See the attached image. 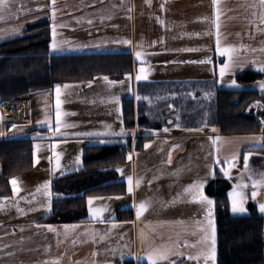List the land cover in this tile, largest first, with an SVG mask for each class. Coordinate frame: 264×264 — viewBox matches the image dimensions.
<instances>
[{
  "label": "crops",
  "instance_id": "1",
  "mask_svg": "<svg viewBox=\"0 0 264 264\" xmlns=\"http://www.w3.org/2000/svg\"><path fill=\"white\" fill-rule=\"evenodd\" d=\"M262 11L259 0H218L215 8L212 0H55L53 19L52 0H8L6 8L0 9V16L4 17L0 20V35L6 37L0 41L20 35L29 23L48 20L50 42L46 53H130L134 64L127 74L130 80L126 76L108 78L116 82L109 84L99 76L79 85L75 83L80 82L66 83L78 107L61 116L65 126L60 128V132L82 134L79 137L82 143L68 156L70 165L66 173L79 169L72 168H76L73 166L80 158V148L86 144L119 141L126 146L125 160L113 166L118 175L117 169L124 173L118 178L125 182V192L87 196V221L54 223L46 219L51 213V197L45 195L47 210H28L19 204L11 187L9 195L0 197V264H53L54 261L57 264H148L146 255L150 248L177 243V254L157 264H206L203 258L188 257L195 256L201 248L203 232L200 229L206 224L209 206L196 202L185 188L203 182L202 191L213 201L210 207L216 230L214 200L205 192L215 170L231 182L227 191L231 215L248 213L233 212L229 196L234 186L247 185L239 189L245 198L243 208L252 202L264 216L259 211V205L264 204V187L256 188L257 195L252 198L253 182L264 174L262 133L226 134L222 124L209 122L200 104L210 98L212 85L218 89L264 93L259 87L264 78L245 85L238 84L234 78L238 71L245 69L264 73L259 71L264 67ZM217 12L221 46L236 49L234 63L223 77L220 67L229 58L216 52ZM53 24L56 50L51 48ZM12 30L16 34L9 35ZM125 40L130 43H123ZM136 52L141 53L139 59ZM206 58L210 62L199 63ZM141 67L145 68L147 79L137 81L135 77ZM99 95L111 102L109 109V105L101 104ZM124 99L142 103V113L151 123L124 126ZM22 100L28 105L30 118L28 100L26 97ZM92 103L100 104L97 110ZM195 103L198 105L194 106ZM93 117L101 118L98 125L76 123ZM47 128L34 124L26 137L7 139L0 124V141L13 147L30 148L32 157L34 151L36 156L41 152L45 157L49 155L48 143L45 144L49 139L44 137L50 133ZM217 137L219 140L214 145ZM252 137L262 139L258 142ZM146 144L149 147L145 148ZM233 154L238 159L229 168L223 160ZM245 155H249L247 170ZM217 158L221 163L215 162ZM221 168L228 169L227 176ZM129 176L133 178L132 192L128 191ZM52 178L50 175L44 178V183L51 186ZM48 191L51 192L50 187ZM89 198H93L94 210H103L100 215L89 212ZM141 202H147L148 206L137 218L133 205ZM120 209H128L130 218L116 220ZM47 226L54 230L50 231Z\"/></svg>",
  "mask_w": 264,
  "mask_h": 264
},
{
  "label": "trees",
  "instance_id": "2",
  "mask_svg": "<svg viewBox=\"0 0 264 264\" xmlns=\"http://www.w3.org/2000/svg\"><path fill=\"white\" fill-rule=\"evenodd\" d=\"M49 42L48 20L29 23L19 36L0 41V101L25 99L31 91L62 82L89 81L99 76L121 79L133 69L130 53L51 55L46 53ZM234 78L245 85L263 79L264 73L245 69ZM210 87V98L200 102L209 122L222 124L226 134L261 132L264 139V93ZM142 106L133 99L122 101L124 126L151 123L144 117ZM127 150L119 141L84 145L82 167L52 178L51 213L46 219L54 223L87 221V196L122 195L125 182L113 166L123 163ZM32 162L30 148L0 147V197L10 194L9 180L26 172ZM230 187L231 182L219 170L205 186L206 194L214 200L216 264H264V216L252 202L247 203L246 215H231L227 198ZM130 216L128 209H120L115 219Z\"/></svg>",
  "mask_w": 264,
  "mask_h": 264
},
{
  "label": "rangeland",
  "instance_id": "3",
  "mask_svg": "<svg viewBox=\"0 0 264 264\" xmlns=\"http://www.w3.org/2000/svg\"><path fill=\"white\" fill-rule=\"evenodd\" d=\"M66 83H73V82L57 83L52 88L34 90L29 92L28 94L25 95V97L27 98L29 103L30 118H27L24 121L1 125L2 132L4 133V136L7 139H19L26 137V135L29 133L28 132L29 129L32 128V125L34 124L48 127L47 128L48 131H49V126L51 125L52 127V131H49L50 133L44 136L47 139H49L48 141L45 142V144L48 143L47 151H49V155L47 154V156L42 157L40 152L39 155L36 156L38 159L37 163L34 164L32 162L31 168H29L26 172H23L21 174L12 177L15 178L18 182L16 185L17 192L15 193L17 201L19 202V204H21L28 210L30 209L47 210L45 209L44 202H45V195L48 192V189H45L43 187L45 184L44 182L46 181L44 180V178L48 177L49 175L51 177L52 176L58 177L61 174L69 171L67 170L69 169L68 167L70 165V163L68 162L69 159L68 156L76 152V147H78V145L82 143L81 142L82 139H79V137L82 134H74V133L71 134L60 131L59 133L55 132L56 98H57L56 86L57 85L60 86L61 116H66L68 112H73L75 108L78 107L77 104L73 101L75 97L71 93H69L68 90L66 89L65 87ZM75 84L78 85L82 84V81L80 83H75ZM98 99L102 100L101 102L103 103L101 104L104 107L105 106L107 107L108 105H109L108 109L111 107L110 105L111 102L104 100L102 95H99ZM196 105H198V103L194 104V106ZM92 106H94L93 109L97 110L100 104L92 103ZM62 118H61L62 121L61 126H65V122ZM100 120L101 118L99 117H93L90 121L78 120L76 123H78V125H98L100 123L99 122ZM37 137L39 138V136ZM53 144L56 145L54 150L51 149L50 147ZM12 146L13 145L5 144L4 141L2 142L0 141V147H12ZM80 151L81 152H79L80 153L79 162H77V164L75 163V166L73 167L76 168H72V169H77L82 167V148H80ZM55 154H59V160H58L59 167H57V156ZM50 158L52 160L51 163L49 162ZM123 175H124L123 171H119L118 177L122 178ZM10 180H9L10 188L11 187L13 188L12 184L10 183ZM38 188L40 189L39 191H37ZM1 208L2 207L0 205V210ZM247 212H248L247 207H245V211L243 212L237 211L235 213L243 214Z\"/></svg>",
  "mask_w": 264,
  "mask_h": 264
},
{
  "label": "snow or ice",
  "instance_id": "4",
  "mask_svg": "<svg viewBox=\"0 0 264 264\" xmlns=\"http://www.w3.org/2000/svg\"><path fill=\"white\" fill-rule=\"evenodd\" d=\"M146 2H148V0H146ZM8 3V0H0V9H4L6 8ZM213 6L215 8V6L218 3V0H212ZM259 6L261 9H264V0H259ZM163 8V5L161 6ZM52 14H53V19L55 18V0H52ZM4 19L3 16H0V20ZM216 28H217V32H216V52L220 55V56H227L229 59L220 67V76L223 77L225 72L233 65L234 61H233V55L236 52L235 47L233 46H227V47H222L221 46V36H220V32H219V28H220V23H219V13L217 12L216 15ZM260 21L261 23H264V11L261 12L260 14ZM158 22L163 23V21H159L158 18ZM56 26L55 24H53V41L51 44V48L53 50H56L58 45L57 42L55 40V36H56V30H55ZM9 35L12 34H16L15 30H12L11 32L8 33ZM6 38L4 35H0V39H4ZM123 43L128 44L130 43L129 41H123ZM186 51H191L192 49H184ZM262 51H264V49H262ZM137 59H139L141 57V53L140 52H136L135 53ZM210 62L207 58L205 60L199 61V63H207ZM259 71L264 72V67L259 68ZM126 77L130 80L131 76L126 74ZM104 79L106 81H108L107 77H104ZM135 79L137 81L140 80H144L147 79L146 76V70L145 68L141 67L139 69L138 74L136 75ZM109 84H114L116 82L114 81H108ZM123 83V82H120ZM233 85H235V81L232 82ZM65 87H68L67 85H65ZM259 87L261 89V91H264V82H260ZM56 120H55V132L59 133L60 131V127L62 124L61 121V111H60V104H61V100H60V86L57 85L56 86ZM137 99H141V97H137ZM143 99H149L148 97H144ZM257 105L259 106V102H257ZM171 107V106H170ZM117 111H119V109H117ZM67 126V125H66ZM49 131H52V127L51 125L49 126ZM164 131H168V129H164ZM124 132L123 128H121V132L119 133L120 135H122ZM88 135H92L91 133ZM250 139L253 140H257L258 142L262 139V138H258V137H252ZM219 140V137L216 138V140H213V144H216V141ZM101 143H106V141H101ZM36 146H34L35 148ZM51 149H55L56 145L53 144L50 146ZM149 147V145H145V148ZM57 156V167H59L58 164V160H59V154H55ZM129 160L132 159V154H129L128 157ZM238 159V155L237 154H233L230 158L225 157L223 160L224 164H227L230 167H234L235 166V161ZM248 160H249V155H245L244 156V162H245V170H247L248 168ZM38 159L36 157V153L34 151L33 153V163H37ZM49 162L51 163L52 160L51 158L49 159ZM77 162H79V158H77ZM171 162L170 157H169V163ZM216 163H221L220 159L217 158ZM117 171H121L120 169H117ZM221 171L224 172V174L227 176L228 175V169L227 168H221ZM251 178V177H250ZM132 180L133 178L131 176L128 177V183H129V188L128 191L132 192ZM10 183L13 186V193L15 194L17 192V181L15 178H12L10 180ZM137 185L139 184V181L136 182ZM45 189H48L50 187L49 183L46 182L43 186ZM244 187H247V185H236L234 186V191L232 193L229 194L230 199L232 200V211L233 212H243L245 211V209L243 208V202H244V195L243 192L240 191L239 189H242ZM254 191L252 192V198L255 199L257 192L255 191L256 188L259 187H264V174H261V179L259 181H254L253 185H252ZM203 189V182H195L192 185H189L185 188V191L190 193L194 200L196 202H199L201 204H206L209 206V210L206 213L205 216V220H206V224L200 229L203 232V237L200 241V245L201 248L200 250L197 252V254L195 256L190 255L188 257V259H195V260H199L201 258H203L207 264V262L211 261L212 264H215V259H216V230H215V226H214V222L212 219V211H211V205L213 204V201L208 199V197L204 194V192L202 191ZM40 189L38 188L37 191H39ZM46 195L50 198L51 197V192L48 191L46 193ZM92 203H93V198H89L88 200V204H89V212L92 213L94 216H98L102 213V209H96L94 210L92 208ZM136 208V215L137 218H139L141 216V214L146 211L147 209V202H141L139 205H133ZM259 211L261 213H264V204H260L259 205ZM115 226V225H114ZM49 228L50 231L54 230L52 229L51 226H47ZM65 229L67 231L68 226H65ZM178 243L177 244H169V245H160L157 247H152L148 250L147 255H146V259L148 261V264H157L158 261H165L168 260L170 256H173L176 253V249L178 247ZM185 246H187L185 244ZM192 247H197L196 245H193ZM53 264H57V262H53Z\"/></svg>",
  "mask_w": 264,
  "mask_h": 264
},
{
  "label": "built area",
  "instance_id": "5",
  "mask_svg": "<svg viewBox=\"0 0 264 264\" xmlns=\"http://www.w3.org/2000/svg\"><path fill=\"white\" fill-rule=\"evenodd\" d=\"M28 118V105L22 99L0 101V124H11Z\"/></svg>",
  "mask_w": 264,
  "mask_h": 264
}]
</instances>
